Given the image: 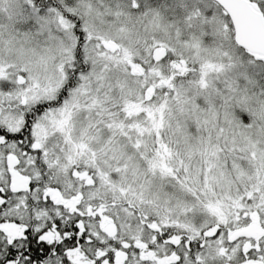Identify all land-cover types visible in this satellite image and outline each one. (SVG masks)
Returning <instances> with one entry per match:
<instances>
[{
  "label": "snow or ice",
  "instance_id": "1",
  "mask_svg": "<svg viewBox=\"0 0 264 264\" xmlns=\"http://www.w3.org/2000/svg\"><path fill=\"white\" fill-rule=\"evenodd\" d=\"M0 264H264V0H0Z\"/></svg>",
  "mask_w": 264,
  "mask_h": 264
}]
</instances>
